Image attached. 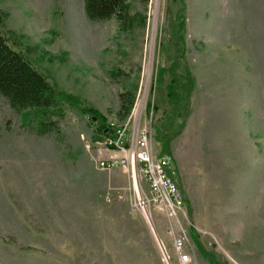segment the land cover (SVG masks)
Returning a JSON list of instances; mask_svg holds the SVG:
<instances>
[{
    "label": "rangeland",
    "instance_id": "obj_1",
    "mask_svg": "<svg viewBox=\"0 0 264 264\" xmlns=\"http://www.w3.org/2000/svg\"><path fill=\"white\" fill-rule=\"evenodd\" d=\"M84 1L0 0L9 45L94 110L66 104L60 132L40 136L0 94V264H210L190 227L220 261L264 264V0L136 1L140 20L127 30L116 18L90 20ZM180 11L188 71L178 68L176 80L184 86L189 73L194 86L169 157L186 208L170 218L150 203L149 224L133 208L129 172L99 169L110 153L85 143L99 125L127 130L140 108L162 155V127L178 131L186 111L181 100L169 122Z\"/></svg>",
    "mask_w": 264,
    "mask_h": 264
},
{
    "label": "trees",
    "instance_id": "obj_2",
    "mask_svg": "<svg viewBox=\"0 0 264 264\" xmlns=\"http://www.w3.org/2000/svg\"><path fill=\"white\" fill-rule=\"evenodd\" d=\"M136 1L142 5H148L149 0H85L84 9L87 17L93 21H106L116 18L119 21L122 30H127L135 25L139 19V14L132 15V6ZM183 3V0H180ZM184 6V5H183ZM183 11V10H182ZM182 11L178 13L177 18L180 23L172 28V42L177 53L176 59L169 66L170 74L173 76L172 82L168 86V98L173 104L172 116L169 119L171 124L179 116L181 100H184L186 111L182 123H179V129L176 132H169L166 127H162L158 142L161 146V154H170L171 142L183 130L185 119L189 113V97L194 86V79L187 74L186 84L182 86L176 78V70L184 67L187 71V65L183 60L184 39L179 35V31L184 30L185 23L182 18ZM144 18V17H143ZM145 21V19L143 20ZM177 29V30H176ZM182 55V56H180ZM187 73V72H186ZM181 82V81H180ZM182 90L179 94L176 90ZM0 94L8 99L10 106L20 112L25 113L24 121L30 124V129L40 135L46 136L52 133H59V122L65 116V105H73L83 114L93 113L92 108L81 106L78 98L71 94H66L55 88L48 78L38 71L31 61L22 53L14 50L8 43L0 27ZM134 99L131 98L129 105L122 103V110L128 116ZM96 119L92 117V121ZM109 127L99 125L95 133L93 142L102 138ZM114 128V127H113ZM113 128H109L112 130ZM190 234L195 242L196 247L202 256L210 264H226L220 261L212 252L206 251L199 240L198 232L194 227L189 228Z\"/></svg>",
    "mask_w": 264,
    "mask_h": 264
},
{
    "label": "built area",
    "instance_id": "obj_3",
    "mask_svg": "<svg viewBox=\"0 0 264 264\" xmlns=\"http://www.w3.org/2000/svg\"><path fill=\"white\" fill-rule=\"evenodd\" d=\"M143 114L140 109L138 118L127 121L126 131L113 128L106 138L95 143L86 142L85 147L89 151L97 146L101 154L110 153L107 159L97 161L99 169L122 167L129 172L135 194L133 208L141 212L150 224V203L170 218L178 216L186 208V203L177 180V168L169 156L154 152L151 126L150 123L143 122ZM184 244L185 238L176 240L178 250ZM181 261L189 262V255H181Z\"/></svg>",
    "mask_w": 264,
    "mask_h": 264
},
{
    "label": "bare ground",
    "instance_id": "obj_4",
    "mask_svg": "<svg viewBox=\"0 0 264 264\" xmlns=\"http://www.w3.org/2000/svg\"><path fill=\"white\" fill-rule=\"evenodd\" d=\"M138 110H140V108ZM119 131H126V128L125 129H119Z\"/></svg>",
    "mask_w": 264,
    "mask_h": 264
}]
</instances>
